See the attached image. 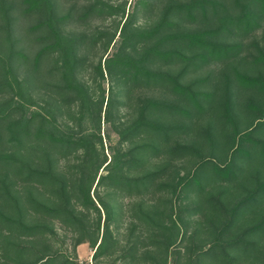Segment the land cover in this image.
Instances as JSON below:
<instances>
[{
  "label": "trees",
  "instance_id": "trees-1",
  "mask_svg": "<svg viewBox=\"0 0 264 264\" xmlns=\"http://www.w3.org/2000/svg\"><path fill=\"white\" fill-rule=\"evenodd\" d=\"M127 4L0 0V264H264V0Z\"/></svg>",
  "mask_w": 264,
  "mask_h": 264
},
{
  "label": "rangeland",
  "instance_id": "rangeland-1",
  "mask_svg": "<svg viewBox=\"0 0 264 264\" xmlns=\"http://www.w3.org/2000/svg\"><path fill=\"white\" fill-rule=\"evenodd\" d=\"M110 1H116V0H110ZM134 1L135 0H128L127 9L131 10ZM138 20L139 22L143 20L141 15L139 16ZM23 23L24 24L22 25H26L24 21ZM108 23L109 21L107 20L105 24L107 25ZM18 34H20V31L18 32ZM25 44L27 45V42H25ZM112 50H113V46L111 45V47L108 50V53H111ZM27 51H29V48H27ZM106 84L107 83H105V85ZM250 114L251 112L243 115V118L241 119V123H240L241 126H243V124L247 121V119L250 117L249 116ZM102 129H103L102 131L104 132L107 129V125H103ZM110 133H111V141L113 143L116 139V135L113 132H110ZM251 136L257 140H264V116L253 122V130L251 132ZM105 143L108 145V141L106 140V138H105ZM257 159H258V152L253 153L249 158H247V160L251 162L256 161ZM255 172H256L255 167L251 169V166L248 169L246 168L245 171H239V178L241 182L248 179L246 175H249V178H250V175H254ZM260 197L261 196H257L255 197L256 199H253V198L249 199L246 202V204H242L239 207V215H242L241 220H240L242 222V226L250 225L251 223H248L249 220L252 222V224H255V222H259L261 219L264 220V197H261V198ZM259 229L261 231H264V221H263L261 228ZM58 231L60 235L63 236L64 234L63 229H58ZM61 239H63V237ZM63 240H64L63 242H60L61 247L62 249H67L69 253L71 251L70 234L67 233V235H65V238ZM92 253H93V250L87 243H81L76 248L77 263L78 264H92L93 263ZM116 264H122V263L117 262ZM168 264H172V258H170Z\"/></svg>",
  "mask_w": 264,
  "mask_h": 264
}]
</instances>
